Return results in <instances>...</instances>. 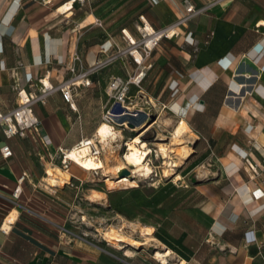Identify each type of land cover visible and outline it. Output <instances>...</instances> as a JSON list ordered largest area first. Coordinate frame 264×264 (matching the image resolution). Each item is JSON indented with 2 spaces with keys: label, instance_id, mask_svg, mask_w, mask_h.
Segmentation results:
<instances>
[{
  "label": "crops",
  "instance_id": "0c3cea01",
  "mask_svg": "<svg viewBox=\"0 0 264 264\" xmlns=\"http://www.w3.org/2000/svg\"><path fill=\"white\" fill-rule=\"evenodd\" d=\"M183 1L0 0V111L14 109L18 90L31 91L38 79L46 77L54 85L66 78L72 53L91 65L106 48L105 39H122L124 31L135 39L144 23L153 30L169 25L184 13ZM187 1L198 8L209 0ZM179 33L177 41L160 40L150 66L157 71L155 84L171 78L183 87L185 122L215 151L217 185L202 211L215 235L241 233L250 248L241 253L245 258L262 254L264 0H223ZM94 36L103 40L90 41ZM74 106L55 94L34 107L40 133L51 142L48 148L33 132L7 139L0 128V148L12 151L8 159L0 153V264L100 263L97 247L78 236L72 224L76 177L69 174L70 182L62 187L45 184L30 157V148L57 156L58 148L69 150L89 139L76 100ZM37 156L43 161L39 151Z\"/></svg>",
  "mask_w": 264,
  "mask_h": 264
},
{
  "label": "rangeland",
  "instance_id": "374dc122",
  "mask_svg": "<svg viewBox=\"0 0 264 264\" xmlns=\"http://www.w3.org/2000/svg\"><path fill=\"white\" fill-rule=\"evenodd\" d=\"M89 40L103 39L94 36ZM119 40L121 43H117ZM134 41L135 45L131 46L121 38H107L103 41L104 50L105 53L116 49L137 50L142 57L141 66L131 62L126 53L121 60L94 75L91 86L79 89L75 97L82 110L81 116L84 114L88 122L84 136L91 139L102 122L112 125L119 136L108 146L99 143H95L96 148L92 146L93 153L99 151L96 156L107 167L104 169L107 173L103 170L86 172L73 163L69 166L68 174L77 179L73 181L78 194L71 215L75 233L97 247L101 259L98 264H163L155 254L168 250L170 256L164 264L181 261L184 264H264V253L248 258L241 254L250 248L243 245L240 232L227 231L223 238L222 234L217 236L210 220L199 213L203 197H208L217 185L214 179L220 165L215 151L209 150L190 128L179 142L172 137L179 121H185L188 115L182 114L186 105L182 102L183 87L171 78L164 79L162 85L155 84L157 71L150 65L152 51L157 46L145 57L141 52L144 45L139 32ZM95 50L92 48V52ZM140 71L145 76L138 87L128 86L125 104L128 115L135 117L121 121L124 115L115 113L119 106L108 89L109 80L120 77L127 81ZM150 126L152 128L146 131ZM140 129L142 131L137 133ZM142 132L140 141L151 151L144 162L152 168L151 173L149 176L140 172L134 174L131 168L116 173L114 169L125 155L128 142ZM163 146L167 157L160 152ZM37 151L42 154L43 161ZM30 153L34 170L43 179L47 176L46 170L55 167L64 170L59 155L51 160L48 152L40 147L30 148ZM121 176L135 186L106 183L108 179L114 182ZM146 228L151 234H145ZM110 233L125 237V243L111 241Z\"/></svg>",
  "mask_w": 264,
  "mask_h": 264
},
{
  "label": "built area",
  "instance_id": "2783aa9c",
  "mask_svg": "<svg viewBox=\"0 0 264 264\" xmlns=\"http://www.w3.org/2000/svg\"><path fill=\"white\" fill-rule=\"evenodd\" d=\"M222 1L223 0H209L200 7L195 8L187 0H184V13L178 16L169 25L159 30L152 29L151 36H147V32L143 31L146 29V23H144L142 28L139 29V34L143 39L142 43L144 45L141 52H143L144 56L147 57L149 56L152 49L158 45L160 40L168 39L177 41L178 39H180L179 31L182 28L186 27L192 20L196 19L197 17L209 12L213 6ZM98 26H100V24H98ZM122 39L128 45H135L131 44V40L126 35L125 31L123 32ZM149 43L151 44V47H148ZM133 52H131V50L126 52L116 49L112 52L105 53V50L102 49L100 51V56L91 65L87 66L83 64L82 58L79 54H77L76 52L72 53L67 65L68 75L66 78L54 85L48 83V81L45 82L46 77L40 78L37 80L36 84L32 86L31 91L27 92L25 90H18V104L14 109H11L4 113L0 111V128L2 129L4 136L7 139H10L14 136L23 137L26 132H33L39 138L43 147L48 148L51 145V142L45 135H42L40 133V121L34 113V107L36 105H44L52 95L59 94L62 101L68 104L69 107H71L73 110H75L74 100L78 95V90L91 86V78L94 75L111 66L118 60H121L122 56H124L126 53H128L131 61L136 66H141L142 59L141 61H138ZM144 76L145 73L140 71L134 74L133 77H129L127 81L122 80L120 77H111V79L109 80L108 89L111 93H113L115 104L117 105V107L119 106V110H116L115 113H122L124 116L128 115V109L125 107L126 101L128 100V86L134 85L138 87ZM83 143L85 144V146H91V144H88L89 139H82L73 148H78ZM65 151L66 150L62 148H58L57 154L61 158L62 168L67 172L69 166L71 165V162L67 161L65 157ZM0 153L3 159H8L12 156V151L7 145L0 148ZM49 157L51 158V160H53L56 156L53 155ZM249 166L254 175L256 177H259V171H257L251 165ZM25 178L26 174L24 173L18 179L17 186L12 194L14 199H18L21 193V183L25 180ZM62 233L66 234L64 230H62Z\"/></svg>",
  "mask_w": 264,
  "mask_h": 264
},
{
  "label": "bare ground",
  "instance_id": "6f19581e",
  "mask_svg": "<svg viewBox=\"0 0 264 264\" xmlns=\"http://www.w3.org/2000/svg\"><path fill=\"white\" fill-rule=\"evenodd\" d=\"M145 26H146V29L143 31L147 32V36H151L152 35V28L149 25H147V23L145 24ZM125 33L130 38L131 44L132 45L135 44L134 39L127 32H125ZM148 47H151L150 43L148 44ZM133 53H134L136 58L138 57L137 58L138 61H141L142 58H141L140 54L138 53V51H134ZM134 117L135 116H132V115L121 116V121L123 119H126V118L127 119L128 118L133 119ZM145 127L146 126H144V128ZM150 128H152V126H150L146 131H148ZM141 131L142 130L140 129V131H138L137 133H140ZM187 132H189V127L186 124V122L183 119H181L179 121V125L174 130L172 137H174V139L177 142L179 139L184 137L185 134L187 135ZM143 134H144V132L139 134V136H134L132 138L133 140L131 139L132 141L128 142L127 151H126L125 155L123 156V158L121 157L120 164L117 162V164H119V165H117V167L115 169L113 168L114 171L116 170V173H118V172L120 173L121 171H123L125 169L131 168L132 173H134V174L136 172H140L143 176H147V175L149 176L152 168H150L144 162H145L146 158L149 156L151 151L145 143L140 141V138L143 136ZM118 137L119 136L117 134V131L113 128L112 125L108 124L107 122H102L96 128L92 138L89 139L88 144H91V146H85V144L83 143L78 148H71L69 150H66L65 151V157H66L67 161L75 164L77 167H79L80 169H82L86 172H91V171L92 172L93 171H100L101 172V170L104 171V169L107 167L104 165L102 160L98 156H96V154L99 151H97L96 153H93L92 146H94L96 148L95 143H99L101 145H107L108 146L109 142L115 143V141L118 139ZM160 152L162 153V155L164 157H167V150L165 149L164 146L160 147ZM185 154L187 155L188 153L185 152ZM104 172H106V171H104ZM45 174L47 175L45 178L47 183L49 185L54 186V187H62L64 184L68 183V180H69V174L66 171L61 170L57 167L51 168L48 171L46 170ZM130 181L131 180H129L125 176H121V177L117 178L114 182H112L111 180L108 179V180H106V183H108L110 185H120V186L121 185L122 186L123 185H127V186L129 185L132 187L135 186V184H133ZM149 232H150V230L148 228H146L145 234H147V235L151 234ZM108 238H110L111 241H116V243H125V240H126V239L124 240L125 237L123 238V236L116 235L114 233L108 234ZM168 256H170L169 250L166 253L165 252L164 253L157 252L155 254V257L160 258L163 264L166 262V259ZM178 264H184V261H181Z\"/></svg>",
  "mask_w": 264,
  "mask_h": 264
},
{
  "label": "trees",
  "instance_id": "16d2710c",
  "mask_svg": "<svg viewBox=\"0 0 264 264\" xmlns=\"http://www.w3.org/2000/svg\"><path fill=\"white\" fill-rule=\"evenodd\" d=\"M204 199L202 200V202H200V205H199V207H198V211H199V213H201L203 216H205L206 218H208L209 219V217L202 211V205L206 202V197H203ZM210 220V219H209ZM258 222H256V224H257ZM228 230H226L225 232H227ZM225 232H223L222 233V238L224 237V233Z\"/></svg>",
  "mask_w": 264,
  "mask_h": 264
},
{
  "label": "water",
  "instance_id": "95a60500",
  "mask_svg": "<svg viewBox=\"0 0 264 264\" xmlns=\"http://www.w3.org/2000/svg\"><path fill=\"white\" fill-rule=\"evenodd\" d=\"M124 174L126 175V174H127V172L125 171V172H124Z\"/></svg>",
  "mask_w": 264,
  "mask_h": 264
}]
</instances>
